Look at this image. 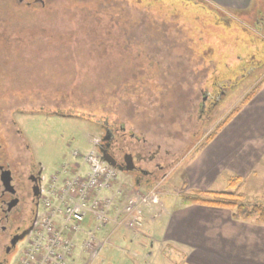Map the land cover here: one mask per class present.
Listing matches in <instances>:
<instances>
[{
    "label": "rangeland",
    "instance_id": "1",
    "mask_svg": "<svg viewBox=\"0 0 264 264\" xmlns=\"http://www.w3.org/2000/svg\"><path fill=\"white\" fill-rule=\"evenodd\" d=\"M25 2L0 0V128L5 137L14 132L7 122L19 124L43 164L45 188L69 161L83 164L96 150V127L22 113L43 106L126 121L147 150L171 153L168 175L151 190L121 176L118 203L132 194L154 247L137 249L140 227H122L94 264H264V225L182 204L236 187L244 205L264 206V0ZM216 83L227 85L225 94L204 123L197 112ZM150 201L165 207L142 217Z\"/></svg>",
    "mask_w": 264,
    "mask_h": 264
},
{
    "label": "flooded vegetation",
    "instance_id": "2",
    "mask_svg": "<svg viewBox=\"0 0 264 264\" xmlns=\"http://www.w3.org/2000/svg\"><path fill=\"white\" fill-rule=\"evenodd\" d=\"M18 2L22 4L25 0ZM25 4L30 5L28 2ZM189 65L191 67V63ZM223 84L225 83L209 85L213 92L204 95L196 118L206 123L205 116L220 103L225 94L223 89L227 85ZM177 88L179 89L178 86ZM113 108L108 109V115L114 111ZM46 109L43 106L36 111L22 113L54 116L94 125L97 156L105 162L107 159L106 163L116 169L135 189L151 190L161 177L168 175L162 173L172 165L167 161L171 153L161 146L147 150V139L130 131L126 121L119 123L117 118L114 120L107 117L101 122L88 109H84L87 113L82 110L77 112L74 108H70V113ZM7 123L12 124L14 132L7 133L4 137L3 129L0 128V264H13L33 235L46 187L45 169L35 157L29 139L14 119ZM162 152L163 157L166 155L163 158L165 164L159 161ZM159 203L163 204L161 201Z\"/></svg>",
    "mask_w": 264,
    "mask_h": 264
},
{
    "label": "built area",
    "instance_id": "3",
    "mask_svg": "<svg viewBox=\"0 0 264 264\" xmlns=\"http://www.w3.org/2000/svg\"><path fill=\"white\" fill-rule=\"evenodd\" d=\"M71 157L78 160L80 152L74 150ZM83 160L74 165L69 161L50 179L33 235L13 264H92L83 256L91 260L96 251L111 245L122 227H142L137 201L124 196L118 203L123 184L116 170L94 150ZM109 225L108 234L99 239L98 232Z\"/></svg>",
    "mask_w": 264,
    "mask_h": 264
},
{
    "label": "trees",
    "instance_id": "4",
    "mask_svg": "<svg viewBox=\"0 0 264 264\" xmlns=\"http://www.w3.org/2000/svg\"><path fill=\"white\" fill-rule=\"evenodd\" d=\"M232 186L235 187V183ZM242 201V190L236 187H231L228 192L206 193L204 196L191 194L183 198V203L186 205H199L213 209L236 211V217L255 219L257 225H264V206L262 204L246 206Z\"/></svg>",
    "mask_w": 264,
    "mask_h": 264
},
{
    "label": "crops",
    "instance_id": "5",
    "mask_svg": "<svg viewBox=\"0 0 264 264\" xmlns=\"http://www.w3.org/2000/svg\"><path fill=\"white\" fill-rule=\"evenodd\" d=\"M130 195V197H132L131 195V193L129 194ZM159 203V202H158ZM182 204H184V205H186L185 203H183L182 202ZM165 207V205H164V203L163 204H158L157 205V203H154V202H151L150 201V204L149 205H143L142 206V208H141V212H140V214L142 213V217H146L147 216V214L148 213H150L151 212V210H153V209H155V211L158 213L159 211H160V209L162 208H164ZM169 209L170 208H168V211H169ZM173 210V209H172ZM140 211V210H139ZM166 210L164 209V211H163V213H166L165 212ZM173 213H175V210H173ZM167 214V213H166ZM176 214V213H175ZM175 214H172L173 215V217L175 216ZM160 216L159 215H156V216H154V220H156L157 218H159ZM173 217H172V219H173ZM157 221V220H156ZM155 222V221H154ZM128 230V229H127ZM145 230V229H144ZM144 230H141L140 232L141 233H139V234H135V236H136V240H139V235H142V236H144V240L142 239H140L141 241H138L139 242V244H138V247H137V249H141L142 247H144V246H147L149 243L150 244H152V248L154 247V243H153V239H151V236H150V233H147V235L145 236V234L143 233V232H145ZM129 231H131L130 229H129ZM133 234H134V232H132ZM126 240V239H125ZM131 241V240H130ZM142 250V249H141ZM102 251L101 252H99V253H97V255L96 256H94L93 258H91V262H93L92 264H94L96 261H97V259H99L100 257H101V255H102ZM139 253V252H138ZM128 255H129V253H128ZM131 255V254H130ZM151 255V254H150ZM103 259L104 258H101L100 260H101V262H100V264H103Z\"/></svg>",
    "mask_w": 264,
    "mask_h": 264
},
{
    "label": "bare ground",
    "instance_id": "6",
    "mask_svg": "<svg viewBox=\"0 0 264 264\" xmlns=\"http://www.w3.org/2000/svg\"><path fill=\"white\" fill-rule=\"evenodd\" d=\"M106 162H107V159H106Z\"/></svg>",
    "mask_w": 264,
    "mask_h": 264
}]
</instances>
